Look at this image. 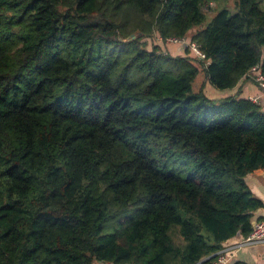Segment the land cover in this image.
Segmentation results:
<instances>
[{
    "label": "trees",
    "instance_id": "trees-1",
    "mask_svg": "<svg viewBox=\"0 0 264 264\" xmlns=\"http://www.w3.org/2000/svg\"><path fill=\"white\" fill-rule=\"evenodd\" d=\"M215 1L0 0V264H212L249 234L264 110L193 83L264 75V0Z\"/></svg>",
    "mask_w": 264,
    "mask_h": 264
},
{
    "label": "crops",
    "instance_id": "crops-1",
    "mask_svg": "<svg viewBox=\"0 0 264 264\" xmlns=\"http://www.w3.org/2000/svg\"><path fill=\"white\" fill-rule=\"evenodd\" d=\"M202 83L210 89V97L222 98L225 96L233 95L236 91L239 93V97L248 98L260 104L264 110V93L250 78H242L236 87L231 90H215L210 87L206 82L205 77L202 78ZM246 182L252 190L253 194L264 201V169H257L246 176ZM264 218V208L255 211L253 215V221ZM252 221V222H253ZM242 236H233L229 238L224 245L236 242ZM225 256V264H234L236 262H244L246 264H264V242L255 243L246 247H242L236 250L222 249ZM204 260L196 264H204Z\"/></svg>",
    "mask_w": 264,
    "mask_h": 264
},
{
    "label": "rangeland",
    "instance_id": "rangeland-1",
    "mask_svg": "<svg viewBox=\"0 0 264 264\" xmlns=\"http://www.w3.org/2000/svg\"><path fill=\"white\" fill-rule=\"evenodd\" d=\"M222 8H227L228 10H230L231 13L236 11L235 8V0H221V1H215V3L211 4V7H204V12L206 14V20L209 21L212 19V17ZM132 14L135 15V13L132 11ZM123 31L125 32V34H127L128 32H131V26L130 25H125L123 23L122 25ZM129 34V33H128ZM132 34V33H131ZM139 34V33H138ZM135 37V34H134ZM134 37H127L125 39V41H128L130 39H133ZM175 37H171V38H167V40L163 41L162 38L155 33L153 36L148 37L143 39L144 41H147L148 44V48L151 47V44H158L161 46V48L165 51V52H169L170 54H172L173 56L179 55L180 53L183 54L184 49L188 48L189 52L192 56L197 57L196 53L190 48V46L188 45V43H193L190 41L189 36L185 37V38H179V41L174 40ZM178 39V38H177ZM195 44V43H194ZM183 51V52H182ZM204 77V74L200 71V73L198 74V76L196 77L194 83H193V88L194 89H198L201 84H202V78ZM211 88H213L212 86H210ZM215 89V88H213ZM216 90V89H215ZM207 91L210 93V89H207ZM106 224L104 227V231L106 232L108 229L106 228Z\"/></svg>",
    "mask_w": 264,
    "mask_h": 264
},
{
    "label": "built area",
    "instance_id": "built-area-1",
    "mask_svg": "<svg viewBox=\"0 0 264 264\" xmlns=\"http://www.w3.org/2000/svg\"><path fill=\"white\" fill-rule=\"evenodd\" d=\"M174 40L179 41V38H175ZM190 48L196 53L198 58H204V53L199 49L198 45L194 43H188ZM249 76L254 80V82L258 85L261 91L264 93V75L260 72V69L256 66L250 70ZM264 242V218L257 219L252 222V228L249 234L246 236L240 237L236 242L227 244L222 247V249L226 250H236L242 247H246L255 243ZM222 249L219 250L216 255L217 258L212 264H225V256L222 252Z\"/></svg>",
    "mask_w": 264,
    "mask_h": 264
},
{
    "label": "water",
    "instance_id": "water-1",
    "mask_svg": "<svg viewBox=\"0 0 264 264\" xmlns=\"http://www.w3.org/2000/svg\"><path fill=\"white\" fill-rule=\"evenodd\" d=\"M130 36H131V37H134V34H131Z\"/></svg>",
    "mask_w": 264,
    "mask_h": 264
}]
</instances>
